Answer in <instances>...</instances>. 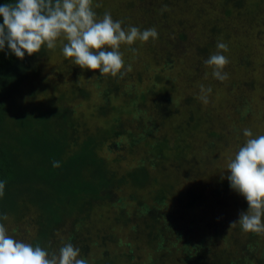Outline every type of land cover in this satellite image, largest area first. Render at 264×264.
Returning <instances> with one entry per match:
<instances>
[{
	"label": "trees",
	"instance_id": "1",
	"mask_svg": "<svg viewBox=\"0 0 264 264\" xmlns=\"http://www.w3.org/2000/svg\"><path fill=\"white\" fill-rule=\"evenodd\" d=\"M141 1L146 2H143L144 14H137L138 20L124 12L117 14L115 20H122L125 29L129 26L141 31L156 29L157 38L147 42L137 40L132 45L146 50L148 57L139 72L154 80L142 90L134 85L129 87L128 81L119 76L99 77L98 70L92 71L96 76L93 86L99 88V94L86 119L77 116V111L68 105V99L90 98L93 91L92 86L82 83L77 73L79 67L74 68L77 76L69 89H58L55 84L57 95L45 96L52 83L45 78L37 89L33 77L41 71L51 50L42 47L40 53L31 56L26 53L23 59L12 54L7 45L0 51V181L5 182L0 216L8 217L0 223L5 224L13 238L26 237L27 243L39 244L50 251L58 252L64 243L70 242L81 249L80 258L87 259L88 264H264V249L256 254L237 237L241 227L231 235L225 234L224 223L214 221L203 227L200 219L206 218L204 213L208 211L204 206L206 189H197L194 183L186 196L173 192L176 181L179 184L182 178L193 180L201 176L200 162L210 169L198 155L203 151L212 153L227 135L221 134L222 129L217 127L208 132L207 119L216 114L209 111L208 116L204 115L198 99L186 95L190 89L186 76L193 77L195 65L188 71L179 69L177 65L184 55L176 48L174 59L178 63L163 64L166 72L169 68L174 71L161 77L163 52L157 55V49L161 50L160 43L169 36L159 34L166 33L167 23L174 22V18L163 14L165 0ZM231 2L217 0L214 7H204L206 0H200L202 12L199 6L198 14L182 11L186 16L183 23L190 16L205 15L216 9L219 27L225 17L233 16ZM6 3L14 0H0V5ZM240 6L242 1H237V7ZM94 11L101 15L107 12L101 8ZM214 21L215 18L204 20L209 35ZM228 34L233 38L232 32ZM221 37H214L210 43L211 55L217 51V42L227 44L230 52L231 40ZM132 46L128 50L139 52V48ZM178 73L182 74L181 78ZM136 79L143 78L139 75ZM241 111L244 109L238 105L235 115ZM245 116L241 114V121ZM90 122L94 128L89 127ZM166 123L175 126L172 140L164 133ZM200 124L208 128L204 129L208 134L204 145L195 144L194 137H189L194 132L203 136L197 131ZM238 127L228 130L234 132ZM136 149L141 152L139 163L134 167L123 164V151ZM53 161H59L60 167H53ZM160 173H165L167 184L154 196ZM202 177L210 180L214 193L220 197L231 190L229 181L218 179L219 173L213 169ZM129 182L136 189L153 188L147 195L134 191L123 196V187ZM170 191L173 198L168 195ZM209 196L214 205L217 200L212 194ZM125 202H134L135 206L127 208ZM106 208H109L107 212ZM212 208L216 211V206ZM196 209L201 210L199 219L197 211L191 213ZM187 213L189 217L185 220ZM34 219L38 229L31 226ZM208 226L211 231L204 234L203 229ZM122 227L129 228L124 238L117 233ZM252 237L256 242L258 238L259 242L264 241V233H253ZM124 239L127 243L122 242Z\"/></svg>",
	"mask_w": 264,
	"mask_h": 264
},
{
	"label": "rangeland",
	"instance_id": "2",
	"mask_svg": "<svg viewBox=\"0 0 264 264\" xmlns=\"http://www.w3.org/2000/svg\"><path fill=\"white\" fill-rule=\"evenodd\" d=\"M165 1H163L164 6L162 7V10L164 11L163 14H167L169 16L172 15L174 22L170 20L166 26V33L161 32L159 34V36L166 35V38L169 36L168 40L160 43V45H162L161 50L157 49V55H161V52H163V61L162 65L160 66L162 67L160 73L161 77L164 78L168 74L171 75V73L174 71V69L171 70L172 68H169L166 72L163 68V64L165 62H169L171 64L178 63V60L174 59L177 50H179V53L184 55L182 61H180V63L177 65L179 69L188 71L193 65H195V71L193 73L194 78L191 76H186L189 83L188 85L190 87V89L186 92V95L193 96L198 99L200 107L203 109L204 115L207 114L208 116L209 111H213L216 115L207 119L206 124H208L209 129L203 124H200V127H198L197 131H199L200 134H203V136L195 134L197 132H194L190 134L189 137H194L192 140H194L195 144L204 145L206 143L205 139L208 137L207 130L204 129H208V132L212 131L213 128L215 131L216 127L222 129L220 133L227 135L226 138H223L224 142L222 145L219 147L216 146V148L212 150V153L203 151L202 153H199L198 156L204 159L208 166L210 165L209 170L213 169L219 173L218 179L223 177L227 182L226 177L229 174L226 172L227 163L231 158H234L235 153L238 151L239 147L243 146L246 140L243 135V130L246 128L250 129L253 132L254 137L264 135V0H237L242 1V6H240V8L237 7V1L232 0L229 8L233 11V16H231L233 18L227 16V14L223 12V16H227L225 17L227 19H223L219 27L218 24L216 26V19L218 16L216 9L210 10L209 12L207 11L205 15L201 14L197 16H190L188 21L183 23L182 18L186 16L183 15L182 11L184 13L194 11L195 14H198L197 7L200 4V0ZM143 2L145 4L146 1L94 0L93 7L101 8L104 11L110 12L114 17V20L116 19V15L120 12H124L125 15L130 18L136 17V20H138L137 14H140V16L141 13L142 15L144 14V11L142 10L144 5ZM215 3H217V0H206L204 7H214ZM96 4H99L100 7H95ZM186 4L187 7H185ZM199 12H202V7L200 6ZM97 16L101 18L103 17L101 14H97ZM223 16L221 15V17ZM214 18V23H211L213 25V30L210 29L209 35L207 24L204 23V20L211 21ZM216 29H218V32ZM228 32H232L233 38H231ZM221 36H223L225 40H231L230 52L222 53L229 61V63L224 68V72H226L228 75V78L224 81L215 79L212 75V68L206 66L204 63V61L208 59L212 53V51H210V43L213 42L212 40L214 37H217V39H222ZM65 42L66 41H57L56 48L50 51V55L45 64L42 65L41 71L33 77L37 89H40V84H42L41 81L45 78H48L49 82L52 83L50 90L45 96H50L53 93L54 95H57L55 84L57 85L58 89H69L74 78L77 76V71L74 70V68L78 66L73 65L71 61H67V58H65L62 54V46ZM209 44L210 48L208 50L207 46ZM245 45L248 46L246 48L247 50L244 52ZM128 47L129 45L127 44H121L119 51L123 54L122 58L125 64L124 70L127 69L128 65H131V70L133 72H127L123 78L128 81L126 84H128L129 87L134 85L137 86L138 89L143 90L148 85H151L152 81L154 80L150 75H141L139 72L140 69H142V66L145 64V58H147L148 55L145 54V49L142 51V48L138 46L132 47L133 49L139 48V52H136V50L130 51L128 50ZM203 49L206 51L203 52ZM193 61L195 63H193ZM91 72V70H82L81 68L80 71L77 72L79 76L81 75L83 84L89 86L90 88L92 86L93 91L90 94V98L80 97L72 100L68 99L70 101L68 105L77 111V116L82 115L84 119L89 117L93 102H95V97L98 96L97 94H99V88L93 86L96 77L92 78L94 75ZM178 74L181 78L182 74ZM139 75L142 76V80L136 79ZM201 85L204 86L205 90L211 88V93H207V103H203L202 100L199 99L201 95ZM40 94L43 97V92H40ZM238 105H240V108L244 109V111L238 112L235 115V109ZM52 107L57 110L61 109L59 106ZM52 107L50 109H52ZM186 110L188 111V109ZM243 113L246 116L241 121L240 117ZM178 120L181 121L180 118H178ZM173 123L177 124L174 121ZM232 123L235 124L233 125ZM174 124L166 123L163 127V130L165 131L164 133L169 138H171V140L175 135ZM93 126H95L93 122H90L89 127L94 128ZM236 126L239 127L237 130H234V132L228 130ZM192 140L191 143H193ZM197 145L194 147L195 149L198 148ZM140 153L141 152L138 149L131 152L123 151V164H132L134 167L140 161ZM109 159H111V157ZM209 170L208 167H205L203 163L200 162L201 176L194 178V181L191 179L185 180L183 178L180 180L179 184H177L178 182L176 181L174 183L176 186L173 192H181L183 196H186L188 189L192 188L194 183L196 184L197 189H206L207 203H205L204 206H206L208 211L204 213L206 218L200 219L203 223V227L210 222L214 223V221H216L221 223V225L224 223L223 229L226 235H231L233 233L235 234L239 230L237 227H240V225L237 224L235 227H230V225L232 222L238 221L240 212L247 211L248 204L242 196L232 189L229 190V193L226 195L222 193L221 197L216 192L214 193V189L211 187L210 180L208 181V178L202 177L204 173L208 172ZM123 171H126V169L123 168ZM164 174L160 173L158 176L160 182L157 183L154 188L156 190L154 196L158 194L159 189H162L164 187V183H166L164 182L166 181ZM187 177L191 178L192 176ZM169 183H171V181ZM152 188L153 187H143L136 189L134 185L129 182L123 187V190L125 191L123 192V196L130 195L134 191L139 194L147 195L151 192ZM209 193L212 194V197H215L217 200L214 205L209 201L211 199ZM151 195L152 196H150V199H153L154 196L153 194ZM168 195L169 197L173 198L171 191L168 193ZM152 199L150 202H152ZM125 206L132 209L133 206H135V203L125 202ZM212 206H216V211H214ZM116 207L120 209L118 205ZM109 208H106L105 212H107ZM196 211L199 213V219L201 216V210L196 209L191 213L193 215ZM34 214L37 215L36 213ZM188 217L189 214L187 213L186 216H184L185 220H187ZM32 225H34V227L37 226V224H35V219L31 223V226ZM36 229H38V226ZM201 230L202 229H200L199 232H201ZM206 230L211 231V228L208 226V228L203 229L204 234L208 233ZM117 233L121 236V238H124L126 234L129 233V228L122 227V230H118ZM21 234L27 236L23 233ZM252 234L253 233L250 232H244L241 229L237 234V237L244 243H247L248 247H250L251 250H253L256 254H259L264 249V241L259 242V238L258 242L254 241ZM197 237L201 238L202 236L197 235ZM18 239L27 243L26 237L23 238L22 236ZM127 241L124 239L122 242L127 243Z\"/></svg>",
	"mask_w": 264,
	"mask_h": 264
},
{
	"label": "clouds",
	"instance_id": "3",
	"mask_svg": "<svg viewBox=\"0 0 264 264\" xmlns=\"http://www.w3.org/2000/svg\"><path fill=\"white\" fill-rule=\"evenodd\" d=\"M0 17V51L7 45L12 54L23 59L26 53H40L42 47L53 50L58 40L66 41L63 56L82 70H98L99 77L123 78L131 71V65L124 70L121 44L131 46L137 40L147 42L158 36L155 28L125 29L123 21L113 20L110 12L98 17L93 0H14L0 5ZM216 49L204 63L212 68L215 79L224 81L228 78L224 68L229 61L222 53L228 51V45L217 42ZM207 93H211V88L205 90L201 85L199 99L203 103L208 102ZM243 135V146L227 163L226 179L230 188L246 200L248 209L240 212L238 221L230 227L239 224L244 232L260 234L264 233V135L254 137L247 128ZM53 167H60V162L53 161ZM4 189L5 182L0 181V197ZM7 219V215L0 216V220ZM80 257L81 249L70 242L64 243L58 252L50 251L13 238L5 224L0 223V264H88L87 259Z\"/></svg>",
	"mask_w": 264,
	"mask_h": 264
}]
</instances>
